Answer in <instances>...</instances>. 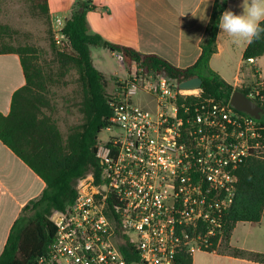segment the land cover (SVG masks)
<instances>
[{
    "label": "built area",
    "instance_id": "2783aa9c",
    "mask_svg": "<svg viewBox=\"0 0 264 264\" xmlns=\"http://www.w3.org/2000/svg\"><path fill=\"white\" fill-rule=\"evenodd\" d=\"M66 24L53 20L54 37L72 50ZM181 83L151 72L116 85L100 174L78 178L74 204L51 215L55 239L37 264H176L181 253L222 247L239 168L264 161V81L247 95L260 119ZM140 95L154 109L138 104Z\"/></svg>",
    "mask_w": 264,
    "mask_h": 264
},
{
    "label": "trees",
    "instance_id": "16d2710c",
    "mask_svg": "<svg viewBox=\"0 0 264 264\" xmlns=\"http://www.w3.org/2000/svg\"><path fill=\"white\" fill-rule=\"evenodd\" d=\"M34 1H38L40 13L49 22L48 0ZM227 5L228 0H215L201 44V56L193 66L181 69L157 55L142 54L91 34L87 22L90 0H80L79 8L64 29L72 50L60 51L53 43L62 75L76 69L82 89L79 111L83 122L73 126L66 137L53 117V105L48 96L49 81L36 62L37 49L0 44V54L20 56L26 79V84L13 94L9 114L0 113V140L46 183L41 197L31 201L12 226L0 264H37L38 259L49 252L55 239L56 228L51 215L55 211L65 212L74 204L77 197L74 185L78 178L88 173L100 174L99 136L110 125L112 109L107 90L109 81L92 63L91 48L104 46L119 53L129 75L136 67L143 73H162L180 82L200 77L203 79V98L228 102L236 89L209 66L218 51L219 19ZM261 26L264 27V23ZM8 32L7 26L0 25L2 36ZM263 56L264 34L261 39L248 44L243 59ZM239 90L249 94L246 88ZM239 169L235 203L224 218L223 246H229L238 223L259 224L264 215V161L249 160ZM231 254L264 264V253L246 254L235 249ZM176 261V264H194L193 256L187 253L179 254Z\"/></svg>",
    "mask_w": 264,
    "mask_h": 264
},
{
    "label": "crops",
    "instance_id": "0c3cea01",
    "mask_svg": "<svg viewBox=\"0 0 264 264\" xmlns=\"http://www.w3.org/2000/svg\"><path fill=\"white\" fill-rule=\"evenodd\" d=\"M243 0H228L226 10L242 14ZM80 0H48L49 15L68 22L79 8ZM215 0H90L87 22L91 34H98L106 42L132 48L139 53L157 55L177 68L186 69L201 56V44L205 37ZM218 51L210 61V67L228 82L224 67L217 60L240 47L243 53L247 42L233 43V39L219 31ZM94 66L110 82L129 77L119 70H110L109 56L123 63L119 53L106 47H92ZM263 57L249 63L242 59L237 65L233 83L241 89L251 86L256 80L264 81V72L259 67ZM124 64V63H123ZM126 67V66H125ZM249 67L250 75H243ZM229 83V82H228ZM26 84L21 58L18 54H0V113L7 115L11 109L13 94ZM116 88V85H115ZM46 188L44 180L0 140V256L2 255L12 226L22 210L33 200L41 197ZM259 225L264 222V215ZM252 252L264 253V235L253 236ZM204 253L195 261L197 254ZM193 256L194 264H261L231 253L199 252Z\"/></svg>",
    "mask_w": 264,
    "mask_h": 264
},
{
    "label": "rangeland",
    "instance_id": "374dc122",
    "mask_svg": "<svg viewBox=\"0 0 264 264\" xmlns=\"http://www.w3.org/2000/svg\"><path fill=\"white\" fill-rule=\"evenodd\" d=\"M38 1L34 0H0V25L7 26L10 29L7 35L0 33V44L11 47L30 46L37 49V63L45 73L49 81L48 96L53 105V117L57 121L60 130L66 137L70 129L83 122V116L79 111V104L82 98V89L78 82V71L71 69L65 76L59 69L58 60L55 54L53 43L56 49L62 51H71V49H62L57 46L51 18L48 19L40 13L37 7ZM243 49L234 48L230 53L225 54L217 60L219 66L224 67L225 79L233 83L234 75L238 64L242 59ZM110 70H119L123 76L126 67L119 63L117 59L109 56L107 60ZM259 67L264 72V58L260 60ZM250 68L245 67L243 75H250ZM132 73L142 74L143 72L133 67ZM151 73V72H150ZM115 78L108 82V93L115 91V85L119 83ZM251 86L246 87L249 90ZM135 101L143 107L154 109V103L148 97L138 96ZM51 113V111H47ZM112 132L105 129L99 136V145H104L110 139ZM256 232L264 235V222L262 225L248 222L238 223L233 231L229 246H223L218 253H232L238 249L244 253L252 252L253 237ZM204 253L195 256V261Z\"/></svg>",
    "mask_w": 264,
    "mask_h": 264
},
{
    "label": "clouds",
    "instance_id": "9594fccd",
    "mask_svg": "<svg viewBox=\"0 0 264 264\" xmlns=\"http://www.w3.org/2000/svg\"><path fill=\"white\" fill-rule=\"evenodd\" d=\"M242 14L231 10L223 12L219 19V28L233 39V43H252L264 34V0H243L240 5Z\"/></svg>",
    "mask_w": 264,
    "mask_h": 264
},
{
    "label": "water",
    "instance_id": "95a60500",
    "mask_svg": "<svg viewBox=\"0 0 264 264\" xmlns=\"http://www.w3.org/2000/svg\"><path fill=\"white\" fill-rule=\"evenodd\" d=\"M202 86L203 79L200 77L184 81L180 84V88L184 90L201 89ZM230 102L236 110L254 116L256 119H260L263 109L240 90L234 91Z\"/></svg>",
    "mask_w": 264,
    "mask_h": 264
}]
</instances>
